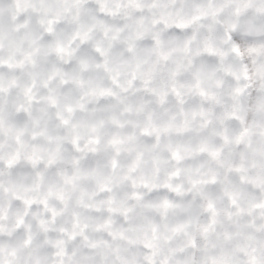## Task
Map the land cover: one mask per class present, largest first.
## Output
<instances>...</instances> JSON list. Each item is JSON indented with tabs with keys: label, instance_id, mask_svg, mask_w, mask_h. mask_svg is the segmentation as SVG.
<instances>
[{
	"label": "clouds",
	"instance_id": "9594fccd",
	"mask_svg": "<svg viewBox=\"0 0 264 264\" xmlns=\"http://www.w3.org/2000/svg\"><path fill=\"white\" fill-rule=\"evenodd\" d=\"M0 264H264V0H0Z\"/></svg>",
	"mask_w": 264,
	"mask_h": 264
}]
</instances>
